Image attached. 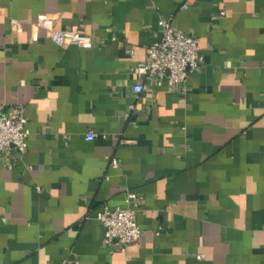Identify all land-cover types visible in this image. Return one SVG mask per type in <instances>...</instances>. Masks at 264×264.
<instances>
[{
  "label": "crops",
  "instance_id": "crops-1",
  "mask_svg": "<svg viewBox=\"0 0 264 264\" xmlns=\"http://www.w3.org/2000/svg\"><path fill=\"white\" fill-rule=\"evenodd\" d=\"M39 13L91 47L30 40ZM167 15L201 64L138 79ZM16 105L26 150L0 153V264H264V0H0V107ZM126 190L142 232L108 251L94 213Z\"/></svg>",
  "mask_w": 264,
  "mask_h": 264
},
{
  "label": "built area",
  "instance_id": "built-area-1",
  "mask_svg": "<svg viewBox=\"0 0 264 264\" xmlns=\"http://www.w3.org/2000/svg\"><path fill=\"white\" fill-rule=\"evenodd\" d=\"M180 7L184 8L185 3ZM170 19L171 15L157 18L159 38L144 47L143 62L132 67L138 79H164L168 84L183 83L201 64L197 38L171 26ZM32 26V41L37 39L35 28L41 27L45 30V36L57 46L71 44L89 48L92 44L91 38L80 33L75 25L56 28L53 20L44 13L36 15ZM16 27L17 23L12 21L10 28ZM142 88V83L136 82L131 85V92L136 95ZM26 137L21 106L16 105L9 112H4L0 107V153L22 154L26 150ZM84 137L90 140L93 133L88 131ZM112 164L115 165V160H112ZM140 198L138 193L126 190L123 207L108 208L103 205L94 213V218L102 227L101 243L108 251L122 249L139 238L142 230L135 221V211L139 208Z\"/></svg>",
  "mask_w": 264,
  "mask_h": 264
}]
</instances>
